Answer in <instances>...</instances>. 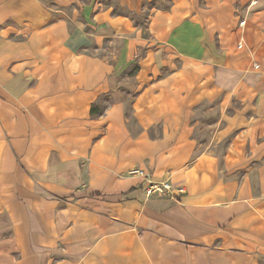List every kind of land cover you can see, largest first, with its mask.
<instances>
[{"label":"crops","instance_id":"obj_1","mask_svg":"<svg viewBox=\"0 0 264 264\" xmlns=\"http://www.w3.org/2000/svg\"><path fill=\"white\" fill-rule=\"evenodd\" d=\"M156 1L0 0V264H264V0Z\"/></svg>","mask_w":264,"mask_h":264},{"label":"built area","instance_id":"obj_2","mask_svg":"<svg viewBox=\"0 0 264 264\" xmlns=\"http://www.w3.org/2000/svg\"><path fill=\"white\" fill-rule=\"evenodd\" d=\"M132 174H144V170L141 168H133L130 170ZM145 193L147 197H150L155 194H172V183L170 180H163V181H149L145 187Z\"/></svg>","mask_w":264,"mask_h":264},{"label":"rangeland","instance_id":"obj_3","mask_svg":"<svg viewBox=\"0 0 264 264\" xmlns=\"http://www.w3.org/2000/svg\"><path fill=\"white\" fill-rule=\"evenodd\" d=\"M250 3H252V2H250ZM155 4H156L157 7H165V6L167 5V2H166V1H160V0H158V1L155 2ZM119 10L122 11V12H127L126 9H122L121 7H120ZM130 15H131L135 20H139L141 23H143L144 20H145V18H144L145 16H144V15H146V14L143 13V14H141V15H135V14L131 13ZM130 70H131V71H134V70H135V65L131 66V67H130Z\"/></svg>","mask_w":264,"mask_h":264},{"label":"trees","instance_id":"obj_4","mask_svg":"<svg viewBox=\"0 0 264 264\" xmlns=\"http://www.w3.org/2000/svg\"><path fill=\"white\" fill-rule=\"evenodd\" d=\"M93 111H94V109H93Z\"/></svg>","mask_w":264,"mask_h":264}]
</instances>
